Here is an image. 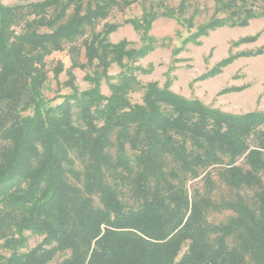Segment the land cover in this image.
<instances>
[{
	"label": "trees",
	"instance_id": "1",
	"mask_svg": "<svg viewBox=\"0 0 264 264\" xmlns=\"http://www.w3.org/2000/svg\"><path fill=\"white\" fill-rule=\"evenodd\" d=\"M3 1L0 264H264V112H223L172 92L169 82L137 77L151 71L138 61L164 45L150 34L153 22L173 19L191 30L190 1ZM211 1L213 14L172 56L211 31L264 19V0ZM135 3L140 17L123 23L140 46L112 43L119 25H99ZM63 52L70 65L58 62L53 77L70 92L48 98L46 59ZM263 52L229 54L202 78ZM76 69L85 71L87 90L75 86ZM137 91L141 102L132 103ZM32 236L41 240L28 248Z\"/></svg>",
	"mask_w": 264,
	"mask_h": 264
},
{
	"label": "rangeland",
	"instance_id": "2",
	"mask_svg": "<svg viewBox=\"0 0 264 264\" xmlns=\"http://www.w3.org/2000/svg\"><path fill=\"white\" fill-rule=\"evenodd\" d=\"M36 1L42 0H4L3 3L12 6ZM189 1L191 8L186 16L190 15L194 9L197 10L194 27L191 30L182 28L173 19L158 18L153 22L150 34L156 39L163 41L164 45L158 46L153 52L138 61L137 64L140 67L151 70L147 75L138 74V80L143 85L147 82H156L159 87L169 82L172 92L187 99H197L204 105L223 112L232 114H244L252 111L264 112V52L254 57H238L223 68L219 74L209 78H202L215 64L227 58L229 54L254 52L264 46V19L252 20L246 27H222L211 31L207 35L200 37L198 44L189 43L183 51L172 56V48L180 46L182 40L189 33H192L197 25L207 21L214 11V3L211 0ZM178 3L179 0H168L166 2L167 6L171 8H176ZM141 13L142 8L138 3L133 4L123 12L114 10L105 21L101 22L99 28L104 22L117 23L119 27L109 36V40L112 43L126 40L131 43L132 47L138 48L140 46L138 33L129 24H124L123 22L129 18L140 17ZM176 32H179L180 36H177ZM256 34H258V37L253 42L243 43L236 47L232 45L233 42L239 39ZM173 57L176 58V62ZM58 62H61L64 68L70 65L69 58L65 52L52 54L46 59L48 82L45 95L48 98L70 92L64 86L58 89L55 84L53 69ZM81 62H84L82 57ZM118 73L119 68L116 65H112L109 69V74L115 76ZM74 75L75 86L79 92L90 87L89 83L84 80V70L76 69L74 70ZM66 80L65 73L60 74V83ZM223 90L229 91L222 93ZM102 92L108 95V90L105 86L102 87ZM129 97L132 103H140L142 91H137ZM193 184L201 186V183L196 184V182H193ZM220 191L213 194L214 199L217 201L220 200L222 195L226 194L224 188H221ZM227 214H215L210 216V219L214 222L224 220ZM40 240L41 238L38 237H30L28 248L33 247ZM0 252H2L1 249Z\"/></svg>",
	"mask_w": 264,
	"mask_h": 264
}]
</instances>
